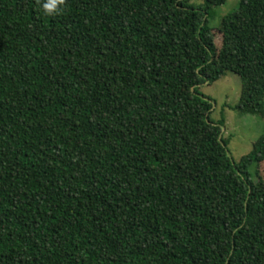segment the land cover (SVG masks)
I'll use <instances>...</instances> for the list:
<instances>
[{"label": "trees", "instance_id": "1", "mask_svg": "<svg viewBox=\"0 0 264 264\" xmlns=\"http://www.w3.org/2000/svg\"><path fill=\"white\" fill-rule=\"evenodd\" d=\"M203 2L0 0V264H264V133L235 162L200 91L264 113V0L219 48Z\"/></svg>", "mask_w": 264, "mask_h": 264}, {"label": "rangeland", "instance_id": "2", "mask_svg": "<svg viewBox=\"0 0 264 264\" xmlns=\"http://www.w3.org/2000/svg\"><path fill=\"white\" fill-rule=\"evenodd\" d=\"M239 2L240 0H227L224 5L212 11L210 26L215 34L218 48L222 45L221 20L235 11ZM203 3V0H192V4L197 7L203 6ZM200 91L214 103L212 119L215 122L225 120L224 135L230 140V157L235 162H239L253 150L254 144L263 135L264 113L261 115L243 114L233 109L239 102L242 91L241 78L236 74L228 73L212 85L206 83L200 87ZM251 172L255 178L264 177V163L253 167Z\"/></svg>", "mask_w": 264, "mask_h": 264}, {"label": "clouds", "instance_id": "3", "mask_svg": "<svg viewBox=\"0 0 264 264\" xmlns=\"http://www.w3.org/2000/svg\"><path fill=\"white\" fill-rule=\"evenodd\" d=\"M44 7L47 9L48 8V5H44Z\"/></svg>", "mask_w": 264, "mask_h": 264}]
</instances>
